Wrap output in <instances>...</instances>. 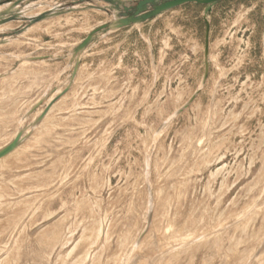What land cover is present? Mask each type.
I'll use <instances>...</instances> for the list:
<instances>
[{"label":"rangeland","instance_id":"obj_1","mask_svg":"<svg viewBox=\"0 0 264 264\" xmlns=\"http://www.w3.org/2000/svg\"><path fill=\"white\" fill-rule=\"evenodd\" d=\"M134 2L136 0H122ZM0 264H264V0L91 32L100 0H0ZM41 16H44L39 20Z\"/></svg>","mask_w":264,"mask_h":264},{"label":"water","instance_id":"obj_2","mask_svg":"<svg viewBox=\"0 0 264 264\" xmlns=\"http://www.w3.org/2000/svg\"><path fill=\"white\" fill-rule=\"evenodd\" d=\"M110 5V9L115 11V20L109 24L103 25L100 28L94 30L87 36V38L76 48L75 54L80 53L86 45L91 41L93 36L100 30L111 29L116 30L120 28L129 27L135 24H140L148 21L166 11L174 8L194 3L205 6L203 11V21L205 23V36H204V56H205V69L207 70V56L209 47V34L210 26L207 20V15L212 6L223 0H136L134 2H127L122 0H100ZM18 2L12 4L6 10L0 12V22H4L3 16L13 12ZM44 16L39 18L42 19ZM19 137H16L14 141L6 148L0 151V158L12 151L18 144Z\"/></svg>","mask_w":264,"mask_h":264}]
</instances>
